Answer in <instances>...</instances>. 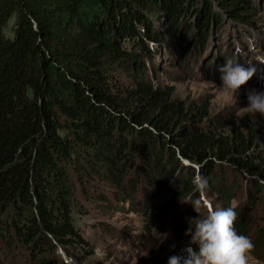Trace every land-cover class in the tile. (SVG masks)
Wrapping results in <instances>:
<instances>
[{
  "label": "trees",
  "instance_id": "trees-1",
  "mask_svg": "<svg viewBox=\"0 0 264 264\" xmlns=\"http://www.w3.org/2000/svg\"><path fill=\"white\" fill-rule=\"evenodd\" d=\"M260 3L0 0V248L8 258L0 249V264H72L93 254L75 224L79 187L108 209L148 183L147 220L183 206L194 227L207 215L204 203L191 204L204 201L197 175L214 207L236 206V230L264 264V227L255 222L264 210V133L233 118L230 132L218 131L206 123L208 104L189 105L147 74L165 52L191 69L225 18L235 32L256 28ZM119 68L134 71V82L122 83ZM97 180L107 193L92 192Z\"/></svg>",
  "mask_w": 264,
  "mask_h": 264
},
{
  "label": "rangeland",
  "instance_id": "rangeland-1",
  "mask_svg": "<svg viewBox=\"0 0 264 264\" xmlns=\"http://www.w3.org/2000/svg\"><path fill=\"white\" fill-rule=\"evenodd\" d=\"M260 4L259 14L262 15L257 16L256 28L235 32L236 24L225 18L223 27L212 32L211 42L191 69L181 66V62L174 55L168 57L166 52L158 54L153 60L156 66H148L150 81L172 87L174 96L189 105L202 107L208 104L206 123L214 124L220 132H230L231 127L226 125L229 119L233 118L240 124H243V120L250 121L259 133H264V115L245 111L247 91L251 88L264 90V63L261 62L264 61V3ZM15 21L16 15L10 18L5 27V35L10 38L14 34ZM225 27L230 30L232 41L231 37L221 35V31L226 33ZM239 34L240 38L237 36ZM189 36L192 40L196 38L195 34ZM215 40L221 41L217 44ZM192 53L194 57L195 52ZM229 60L239 62L245 68H256L255 74L241 87L236 98L223 90L221 73L218 71L219 67ZM119 69L113 71L122 83L134 82V71ZM97 181V185L90 187L92 192L101 190L107 193L109 189L105 184L101 180ZM153 195L154 190L148 183L143 182L133 200L115 202L114 197H111L112 204L108 209H103L95 205V201H89L79 187L74 200L75 224L94 248V253H85L81 260H73L70 257L68 261L72 264H168L170 257L183 256L184 249L189 244L182 231L192 227L184 214L183 206L173 209L162 221L155 223L152 219L147 220V206L151 203L149 199L151 196L153 198ZM91 198L97 199L93 193ZM202 198L207 202L206 206H213V198L205 195H202ZM80 205L84 207L83 212L78 210ZM255 222L264 227V210L258 214ZM0 249L2 255L7 254L4 248ZM254 260L256 264H263L258 259Z\"/></svg>",
  "mask_w": 264,
  "mask_h": 264
},
{
  "label": "clouds",
  "instance_id": "clouds-1",
  "mask_svg": "<svg viewBox=\"0 0 264 264\" xmlns=\"http://www.w3.org/2000/svg\"><path fill=\"white\" fill-rule=\"evenodd\" d=\"M264 63V61H261ZM221 87L234 98L255 74V66L245 68L237 61H226L219 67ZM247 106L245 111L264 115V90L251 88L247 91ZM196 190L205 194L209 188L207 178L197 175L193 179ZM207 202L195 199L191 202L194 208H199ZM238 212L235 205L226 208H216L207 204V215L197 219L190 234L189 246L184 249L183 256H172L168 264H256L251 253L255 249L252 239L238 233L235 223Z\"/></svg>",
  "mask_w": 264,
  "mask_h": 264
}]
</instances>
